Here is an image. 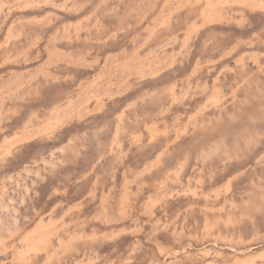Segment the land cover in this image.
<instances>
[{"label": "rangeland", "instance_id": "rangeland-1", "mask_svg": "<svg viewBox=\"0 0 264 264\" xmlns=\"http://www.w3.org/2000/svg\"><path fill=\"white\" fill-rule=\"evenodd\" d=\"M0 264H264V0H0Z\"/></svg>", "mask_w": 264, "mask_h": 264}]
</instances>
